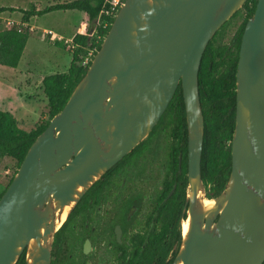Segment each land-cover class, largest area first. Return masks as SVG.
<instances>
[{
    "label": "water",
    "instance_id": "1",
    "mask_svg": "<svg viewBox=\"0 0 264 264\" xmlns=\"http://www.w3.org/2000/svg\"><path fill=\"white\" fill-rule=\"evenodd\" d=\"M247 0H123L99 50L0 197V264H50L78 201L150 133L180 85L188 146V230L172 264L264 262V0L245 24L235 73L231 169L204 209L203 52ZM67 208L63 221L61 217ZM60 225L57 227V223Z\"/></svg>",
    "mask_w": 264,
    "mask_h": 264
},
{
    "label": "flooded vegetation",
    "instance_id": "2",
    "mask_svg": "<svg viewBox=\"0 0 264 264\" xmlns=\"http://www.w3.org/2000/svg\"><path fill=\"white\" fill-rule=\"evenodd\" d=\"M173 130L158 121L89 188L56 231L50 264H158L166 248L171 261L188 194L187 136Z\"/></svg>",
    "mask_w": 264,
    "mask_h": 264
},
{
    "label": "trees",
    "instance_id": "3",
    "mask_svg": "<svg viewBox=\"0 0 264 264\" xmlns=\"http://www.w3.org/2000/svg\"><path fill=\"white\" fill-rule=\"evenodd\" d=\"M256 3L257 0H247L243 5L245 17L233 38V43L227 45L223 43V38L227 26L236 17L237 12L215 32L201 58L198 71V92L204 131L200 172L205 187L208 186L211 193L206 196L207 199L217 197L224 190L230 173V146L235 125V73L239 46L245 24L252 17ZM66 10L83 12L88 21L93 23V31L91 32L95 34L96 39L90 44L89 30L75 35L73 43L76 49L71 53V62L67 71L44 76L40 91L46 99V119L41 120L34 130L30 132L21 130L16 119L10 113L0 110V158L12 159L15 161L17 169L31 144L45 130L50 119L61 111L73 89L85 74L90 62L86 66H82L80 55L91 49L93 56L99 50L114 18L113 14H107L111 10V0H74L69 3L49 5L41 10L31 9L20 12L23 15L22 21L27 22L29 17ZM5 11L14 12L17 10L0 8V13ZM29 37V31L22 25L0 30V65L16 68ZM165 120L168 125L174 123L173 133L183 136L186 142L187 127L180 85L159 122ZM13 176L8 180L4 191L9 186ZM180 241L181 233L178 226L177 229L175 228L174 242L177 248L173 258L170 262L164 263V257L170 249L166 248L164 253L159 255L158 264H171L173 262ZM158 249L159 247H157ZM144 260H146L145 257ZM16 264H25V252L22 253Z\"/></svg>",
    "mask_w": 264,
    "mask_h": 264
},
{
    "label": "crops",
    "instance_id": "4",
    "mask_svg": "<svg viewBox=\"0 0 264 264\" xmlns=\"http://www.w3.org/2000/svg\"><path fill=\"white\" fill-rule=\"evenodd\" d=\"M55 1L56 3H53ZM50 5L69 3L74 0H53ZM49 6V5H48ZM47 7V6H46ZM0 8H13L15 10H25L20 7H5ZM44 9V8H43ZM36 10H38L36 8ZM41 10V9H39ZM69 11H62L63 15L69 14ZM76 11V10H75ZM17 12H2L0 13V22L6 21L14 24H21L24 27H29L30 37L28 38L23 54L16 68H10L0 65V110L10 113L17 121L18 127L26 132H30L36 128L41 120L46 119V99L41 96L37 91H40V85L44 76L54 73H64L67 71L71 62V56H67L59 44L45 43L40 41L37 36V43L43 46L47 51L45 60L40 63L33 62V56L28 52L32 34L35 32L33 21L37 16L29 17L27 22L21 19L13 18ZM51 13V12H50ZM61 33H55L53 29L44 28L41 32L44 33L51 31L53 35L73 34L78 28L73 26L70 22L62 23ZM34 29V30H33ZM46 35V34H45ZM42 39V38H40ZM28 56L31 58L28 59ZM36 65L32 70L30 65ZM34 72L35 74L33 75ZM35 93V94H33Z\"/></svg>",
    "mask_w": 264,
    "mask_h": 264
},
{
    "label": "rangeland",
    "instance_id": "5",
    "mask_svg": "<svg viewBox=\"0 0 264 264\" xmlns=\"http://www.w3.org/2000/svg\"><path fill=\"white\" fill-rule=\"evenodd\" d=\"M53 0H0V6H5V7H20L21 9L25 10H31V9H43L46 6L50 5ZM53 3H56L53 1ZM22 10L14 11L17 12L15 13L13 18L15 19H21L23 17L22 13L20 12ZM64 12V11H63ZM245 11L241 8L237 11L236 17L230 21L229 25L226 28V32L223 38V43L227 45H231L233 43V38L235 37V34L242 22V19L244 17ZM36 20L33 21V26L35 27V32L32 34V39L30 41V47L29 51L32 56H33V62L35 63H40L45 60V56L47 51L43 48L42 45L37 43L36 39L38 36V39L42 42L45 43H52V44H59V46L63 49V51L67 56H71V53L73 50H75V45L73 43V38L77 34H82L85 31H90L89 33V41L90 44L95 41L96 36L93 34V23L89 22L88 19L86 18L85 14L80 11H69V14L63 15L62 11H54L51 13L39 15L35 18ZM70 22L73 24V26L77 27L78 30L73 33V34H63L64 36L61 35H54V37H51V35L46 34L44 37H42V30L44 28H49L53 29L55 33H61L59 32L62 28V23L64 22ZM5 24L0 23V30L5 29ZM29 31V35L32 33L29 30V27H26ZM42 38V39H40ZM53 38V39H52ZM92 54L91 49L84 51L81 55L80 58L81 60H85V58H89L90 55ZM31 58L28 56V59ZM93 58V56H92ZM3 67V66H2ZM36 65L32 64L30 65V69L32 70L35 68ZM7 68V67H6ZM33 75L35 74L32 72ZM40 94L43 96L41 91H37V94ZM35 94V93H33ZM15 171H17V166L15 161H13L10 158H0V194L2 191H4L6 184L8 180L11 178V176L15 175ZM209 187L204 188V192L201 193V196L206 197L207 195H210ZM208 201V200H207Z\"/></svg>",
    "mask_w": 264,
    "mask_h": 264
},
{
    "label": "built area",
    "instance_id": "6",
    "mask_svg": "<svg viewBox=\"0 0 264 264\" xmlns=\"http://www.w3.org/2000/svg\"><path fill=\"white\" fill-rule=\"evenodd\" d=\"M120 4H121V0H111V10H110V12H107V14L115 15L117 10H118V8H119V6H120ZM4 24H5V27H6L5 29H10V28H12L14 26L18 27V26L21 25V24H14V23L9 22V21H6ZM24 28H26V27H24ZM45 34H49V35H51V37H54V35L51 33V31L44 33L42 37H44ZM91 59H92V54L90 55L89 58H85V60L82 61V66H86L91 61Z\"/></svg>",
    "mask_w": 264,
    "mask_h": 264
},
{
    "label": "bare ground",
    "instance_id": "7",
    "mask_svg": "<svg viewBox=\"0 0 264 264\" xmlns=\"http://www.w3.org/2000/svg\"><path fill=\"white\" fill-rule=\"evenodd\" d=\"M208 200V201H207ZM200 203L202 205V207L206 210V209H209L213 206V200H210V199H207V198H202L200 199ZM66 212H67V208L65 209L62 217H61V221L64 220L65 216H66ZM57 223V227L60 225L59 222H56ZM181 230H182V233L185 235L187 230H188V220L187 221H182L181 223Z\"/></svg>",
    "mask_w": 264,
    "mask_h": 264
}]
</instances>
